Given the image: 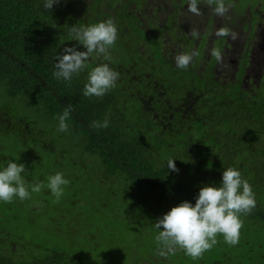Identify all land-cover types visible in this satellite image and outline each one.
<instances>
[{
	"label": "trees",
	"instance_id": "1",
	"mask_svg": "<svg viewBox=\"0 0 264 264\" xmlns=\"http://www.w3.org/2000/svg\"><path fill=\"white\" fill-rule=\"evenodd\" d=\"M43 2L44 0H0V81H3L10 96L19 95L33 104H41L48 114L55 118L62 115L67 105H72L73 111L66 121L75 135L74 143L70 148L79 149L74 159L89 162L90 171L96 177L84 180V186L95 181L104 184L106 179L109 180L108 183L119 179L130 192L140 194L143 199H149L153 204H163V208H166L185 201L181 199L179 195L181 191L177 188L182 185L177 183L194 182L188 186L191 196L188 197L189 202L194 204L200 189L196 186V182H221L222 174L218 173L219 167L216 166L232 165L240 169L241 175H244L243 179L250 183L255 193L256 207L247 216L260 215L261 219L264 218L263 213L258 209V202L263 200L259 195L264 193L263 105L254 107L242 104L239 100L256 101L246 95L238 98L230 93H224V96L214 99L213 106L209 109L214 113V116L208 119L211 124L209 139L214 142L217 135L216 124L220 121L225 129L223 133L225 139L220 149L222 155H219L213 146L206 149L204 141L199 143L195 155L189 159H177L169 153L154 154L155 147L158 152L163 148L155 133L150 132L148 136L144 132L134 134L133 125L127 115L118 112L111 99H109V126L93 129L90 127L92 121L103 122L104 97H85L83 89L87 81H83L85 78L77 74L73 75L70 82L62 79L58 81L53 76V72L56 71L54 67L56 57L65 46H69L64 43L69 35L63 32L64 28L61 31L59 27L46 22V13L53 18L58 15V4H55L58 9L56 16H53L51 10H44ZM50 80L58 82L50 85ZM7 105L0 103V114L6 110L5 116L13 125L7 126L3 117L0 118V129L7 133L13 131L18 142L23 146L30 145L26 153L33 160V147L36 146L34 127L31 121L24 117H12L10 107ZM40 135L44 137V133L37 134ZM63 135L66 136L68 133ZM243 136L245 138L250 136L252 143L243 140ZM234 143L238 145L235 158L229 155ZM51 145L53 144L40 143V146L46 150H55V146ZM4 155H0V158ZM204 156H210L212 167H215L207 173L200 170ZM161 157L166 161L169 159L182 161L178 164L183 167L181 172L170 170L165 174L163 170L158 169L155 162L161 160ZM7 159L13 161L11 157ZM239 162L243 166H240ZM186 166L191 167L189 173ZM250 167L255 168V175L252 177L248 172L245 174V169ZM124 185L123 189H125ZM164 186L173 188L164 190ZM158 191H161V194L155 200L154 194ZM167 195L172 199L160 203ZM44 205L45 203L38 199H33L32 202L27 199L21 201L18 198L11 203L0 201V264H111L108 258L103 262L95 247L92 245L91 248V244H87L88 241L91 242L96 238L91 233L83 232L85 237L83 244H76L73 239L69 246H61V237L54 231L58 225L57 221L50 217L41 222L39 220L44 214L39 210ZM160 217L162 216L147 218L143 216L140 220L151 232L153 245L148 248L152 250V254H156V263L207 264L204 258L206 254L221 244L224 248L217 252V259L213 264H232V246L226 244L221 235L217 238L218 243L210 251H206L201 259L193 260L179 249L175 255L161 256L160 245L155 240L158 231L154 227ZM125 218L129 219V216L126 214ZM145 233L143 231V234ZM134 237L137 240L138 237L141 239L142 235ZM114 248L122 250L127 259L124 264H130L132 257L128 256L126 247ZM145 257L146 255L141 256L136 264H144V261L148 260ZM183 258H188L193 263H185L182 261ZM253 264H264V261L253 258Z\"/></svg>",
	"mask_w": 264,
	"mask_h": 264
},
{
	"label": "flooded vegetation",
	"instance_id": "2",
	"mask_svg": "<svg viewBox=\"0 0 264 264\" xmlns=\"http://www.w3.org/2000/svg\"><path fill=\"white\" fill-rule=\"evenodd\" d=\"M189 3L190 0H60L57 16V10L54 13L53 10L58 6L53 5L51 9V14L56 17L46 13V22L61 31L64 28L63 32L68 35L69 27L74 24L80 26L109 18L114 20L118 38L109 50L111 59L90 58L89 67L77 75L87 81L92 67L101 62L108 63L118 72L119 78L116 86L103 96L102 121L109 119L111 99L118 112L127 117L132 113L136 116L131 122L134 134L144 132L148 136L150 132L155 133L163 148L158 152L155 147L154 154L169 153L177 159L191 158L202 141L206 149L213 146L222 155L220 149L225 129L220 121L216 124L214 142L209 139L211 124L208 119L214 116L209 109L216 97L224 96V93L235 94L238 98L246 95L256 102H239L264 106V2L224 0L228 9L224 15H218L216 5L208 4V0H197L199 14L189 11ZM220 28L229 29L230 33H235V38L218 36L216 33ZM192 32L197 35L193 36ZM64 43L72 46L76 41L68 36ZM77 47L83 50L82 46ZM216 49L220 51V60L212 54ZM181 53L192 55L186 69L175 63V57ZM58 81L50 80V85ZM243 140L252 143L250 136H243ZM237 148L234 143L229 152L231 157H236ZM161 158L155 166L166 174L170 169L166 167V159ZM177 159L174 161L179 170L176 173H180L183 167L178 164L182 161ZM239 165L243 166L241 162ZM229 166L234 167H216L222 174ZM213 168L210 156H204L200 170L207 173ZM186 169L189 173L191 167L186 166ZM192 183H177L182 185L177 186L181 199L189 201L188 186ZM196 183L198 187L220 184L210 181ZM172 188L163 187L164 190ZM160 194L161 191L156 192L154 199ZM170 199L167 195L160 203ZM258 209L264 217V200L258 202ZM242 216L252 223L253 229L255 226L258 230L264 229V218L261 219L260 215ZM241 235L240 231L239 243L231 247V262L253 264L249 252L240 254Z\"/></svg>",
	"mask_w": 264,
	"mask_h": 264
},
{
	"label": "rangeland",
	"instance_id": "3",
	"mask_svg": "<svg viewBox=\"0 0 264 264\" xmlns=\"http://www.w3.org/2000/svg\"><path fill=\"white\" fill-rule=\"evenodd\" d=\"M56 10L57 8L53 10V13ZM0 103L8 104L12 117H24L31 121L36 138L32 160L26 153L30 145L23 146L18 142L13 131L7 133L0 129V155L5 154L3 158H0V168L6 166L7 158L11 157L13 161L25 165L27 171L22 175L29 184L37 182L46 184L47 177L57 172L63 173L65 179L70 182L64 187V194L59 202H55V197L46 187L40 193H31L29 189L31 199H27L31 202L33 199H38L45 203L39 210L44 213L39 220L41 222L50 217L57 221L58 225L54 231L61 237L60 245L69 246L73 239L76 244H83L85 242L83 232L91 233L97 239L94 238L87 244H91V248L95 247L103 262H106L107 258L111 264H124L127 261L122 250L114 248L118 246L119 248L126 247L125 251L128 256L132 257L130 264H136L138 259L145 255L148 260L144 261V264H158L156 254H152V250L148 248L153 245L151 232L143 226L140 220L143 216L146 218L155 217V215L162 216L170 210V205L163 208V204L156 205L149 199H143L140 194L130 192L119 179L111 183H108L109 180L106 179L104 184L95 181L84 186V180L96 177L90 171L89 162L74 159L79 149L70 148L74 143L75 135L68 124V135L64 136L66 132L57 130L58 118L50 116L41 104H33L19 95L10 96L3 81H0ZM5 114H0V118L4 117L3 121H6L7 126H12L13 123ZM128 119L132 122L135 115L131 114ZM39 133H44V137L37 136ZM43 142L53 144L51 146H55V150L49 151L42 148L40 143ZM246 170L250 177L255 175V168L250 167ZM131 190L134 189L131 188ZM259 197L264 200V193H261ZM126 214L129 219L125 218ZM241 219L243 227L240 230L242 232L240 254L246 255L249 252L254 259L264 261V229L258 230L256 226L253 229L252 223L245 221L243 216ZM136 229L138 230L134 231ZM143 231L146 233L143 234ZM137 235H142V238L138 237L136 240L134 236ZM223 248L220 244L213 251L208 252L204 257L205 262L213 264L217 259V252ZM182 261L193 263L188 258H183Z\"/></svg>",
	"mask_w": 264,
	"mask_h": 264
},
{
	"label": "clouds",
	"instance_id": "4",
	"mask_svg": "<svg viewBox=\"0 0 264 264\" xmlns=\"http://www.w3.org/2000/svg\"><path fill=\"white\" fill-rule=\"evenodd\" d=\"M60 0H44L43 8L49 11ZM208 4H215V12L224 15L227 12L224 0H208ZM189 11L199 14L197 0H190ZM218 36L235 38L227 28H220ZM196 36V32H192ZM69 36L76 41L75 45L65 46L56 57L54 65L56 71L53 76L58 80L71 81L73 75L79 74L89 67L90 58L110 60V49L114 47L118 38V29L113 19L109 18L90 25H72L69 27ZM82 46L83 50H78ZM218 60L221 54L218 49L212 53ZM192 60V55L181 53L175 57L176 66L186 69ZM118 72L108 63L101 62L88 71L87 82L84 85L85 97H103L116 86ZM73 111L72 105H67L62 115L58 117L59 132H67L66 121ZM108 120L103 122L92 121L93 129L107 128ZM175 159L167 161V167L178 172ZM27 171L23 163L9 160L6 166L0 168V201L11 203L18 198L23 201L31 199V193H40L45 187L59 202L64 194V187L70 182L63 173L57 172L47 177V183L37 182L29 184L25 176ZM31 189V193L29 191ZM256 207L255 193L250 183L242 178L241 172L235 167H227L222 172L219 186L214 184L200 187L195 203L185 200L170 208L168 212L158 218L154 227L158 234L155 240L161 256L175 255L177 249L193 260L201 259L206 251H210L217 243V236H223L229 246L239 243L240 230L243 227L242 215H248Z\"/></svg>",
	"mask_w": 264,
	"mask_h": 264
}]
</instances>
